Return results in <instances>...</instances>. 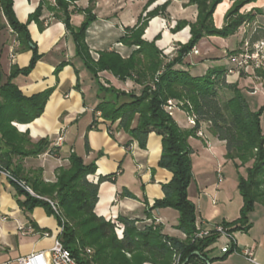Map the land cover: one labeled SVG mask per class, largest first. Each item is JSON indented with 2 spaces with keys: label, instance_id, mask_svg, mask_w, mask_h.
Masks as SVG:
<instances>
[{
  "label": "trees",
  "instance_id": "1",
  "mask_svg": "<svg viewBox=\"0 0 264 264\" xmlns=\"http://www.w3.org/2000/svg\"><path fill=\"white\" fill-rule=\"evenodd\" d=\"M75 1L55 0L54 6H48L73 35L76 55L95 80L98 103L94 113H99L100 117L112 123L119 121L116 129L109 126L108 131L113 138L115 131H125L130 136V140L124 143L125 147L136 140L145 148L152 131L161 135L163 149L159 166L169 170L172 178L162 185L164 196L155 199L152 206L147 204V218L141 225L137 219L119 216L113 221L97 214L99 184L104 180L113 181L116 175L100 177L98 182L90 181L88 176L96 173L97 164L95 161L86 163L75 151L70 152L68 165L57 168L56 180L53 182L43 179L41 168L27 172L23 169L22 161L26 157L38 156L49 148L51 154L58 155L60 148L56 142L52 146L49 137L33 142L27 132H20L14 124L30 123L40 117L54 90L51 87L27 95L13 82L20 74L29 75L44 56L38 52L28 25L35 21L40 30H44L45 25L40 16L46 0H41L26 23L17 18L14 0H0V10L19 43L16 51L30 49L33 52L28 66L20 68L13 65L7 82L0 84V168L15 178L11 181L16 185L18 194L24 196L18 200L19 205L29 213L41 206L49 215H53L58 225L63 226L59 236L63 245L83 264H173L177 256L186 264L212 263L216 259L209 256L207 249L222 236L214 233L193 240L197 215L196 205L188 195L193 179V149L189 138L197 134L200 122L204 121L214 135L226 141L231 155L239 156L244 163L249 164L244 173H238V188L244 201L240 217L232 222L219 223L234 233L238 230L246 232L251 228L250 214L257 201H264V134L259 126L261 112L249 109L247 100L240 94L238 82L228 81V71L233 67L209 68L203 76H198L187 70L197 63L187 60L200 39L234 35L246 23L255 21L263 9L255 7L245 12L242 11L245 6L258 0H234L224 16L223 26L217 27L214 13L223 0H189L190 4L198 8L196 21H178L173 31L189 26L190 39L180 44L175 53L166 55L157 45L161 33L152 41H146L143 35L148 20L160 10L163 12L169 4L167 2L146 16L141 15L134 27L125 29L120 41L134 47L128 57L116 50H101L98 59H95L86 42V35L97 16L92 8H86L83 10L84 20L79 26H74L71 14L76 7L71 6ZM240 52H229L225 58L231 60L233 54ZM65 65L66 62L59 64L55 74ZM102 71L122 81H133V88L126 91L105 83L99 76ZM244 75L246 73L241 71L240 76ZM76 89L81 90L79 77ZM224 90L234 93L227 102L221 99ZM169 99L192 104L197 115V124L193 128L182 129L174 116L165 110L164 105ZM96 127L97 120L94 119L90 129ZM20 183L29 186L36 195ZM123 194L133 196L129 191ZM48 199L58 207V213ZM165 208L178 212L177 228L184 238L165 233L163 224L154 222L152 211ZM149 219L151 221H147ZM31 224L34 226V223ZM118 229L122 231L121 235ZM42 232L50 231L43 229ZM230 244L231 249L220 258H226L238 250L235 241H230ZM87 247L93 249L91 255L83 252Z\"/></svg>",
  "mask_w": 264,
  "mask_h": 264
},
{
  "label": "crops",
  "instance_id": "2",
  "mask_svg": "<svg viewBox=\"0 0 264 264\" xmlns=\"http://www.w3.org/2000/svg\"><path fill=\"white\" fill-rule=\"evenodd\" d=\"M233 1L223 0L217 6L214 13L217 27L223 26L224 16ZM40 2L41 0H14V10L19 21L26 23ZM167 2L169 4L163 12L160 10L148 20L143 39L152 41L161 33L157 45L164 54L171 55L180 44L190 39L189 26L173 31L177 22H195L197 18L198 8L195 4H190L189 0H76L71 6L76 7L71 14V22L74 26H79L85 18L83 10L92 8L97 19L90 25L86 35L92 56L98 59L101 50H116L128 57L134 47L120 41L125 29L134 27L141 15L146 16L148 12ZM48 5L54 6L55 0H46L43 7L40 20L45 25L44 30H40L35 21L28 25L38 52L44 56L29 75L20 74L13 82L27 95L51 87L54 90L40 117L30 123L14 124L20 132H27L33 142L49 137L53 146L59 136H63V140L58 145V155L51 154L49 148L38 156L26 157L22 161L23 169L27 172L41 168L43 179L53 182L56 180L57 168L68 165V156L75 151L86 163L96 162L97 171L88 176L90 181L98 182L100 177L116 175L113 181L104 180L99 184L97 214L113 221L119 216H125L137 219L142 225L147 218V204L152 206L155 199L164 196L162 185L172 178L169 170L159 166L163 149L162 137L152 131L147 146L142 148L136 140L125 147L124 143L130 140V136L121 129L115 131V138L109 134V126L116 129L119 121L112 123L100 117L99 113H94L98 103L95 80L76 55L73 35ZM248 5L250 8H263V5L256 3ZM18 47L16 35L0 10V84L7 82L13 65L23 68L31 61L32 50L17 52ZM62 62H66V65L55 74L56 67ZM193 67L200 73L205 72L202 62ZM99 76L105 83L121 90L129 91L134 85L133 81H122L107 71L100 72ZM78 77L81 90L76 89ZM242 78L244 76L234 73L228 76V81L239 83ZM174 118L182 129H190L180 124L181 119H186L183 111L177 110ZM94 119L97 120V127L90 129ZM202 132V136L195 134L189 138L192 152L196 153L193 154L196 156V164H193L194 182L189 185L188 195L196 205V223L208 229L224 221L238 219L244 201L238 188V172L229 174L224 171L219 160L210 162L211 156H216L213 154L214 149H222L226 141L214 135L208 125L203 127ZM125 191L133 196L123 194ZM23 198L11 179L0 174V264L9 261L11 264H18V257L38 250H47L49 255V249L54 245L57 219L41 206L35 207L31 213L26 212L18 203ZM152 214L162 219L165 233L184 238V234L177 228L176 210L158 209L153 210ZM169 214L172 215V220L168 218ZM250 222L252 225L248 231L234 232L238 250L222 258L223 261L215 260L210 264H254L243 254L245 248H251L254 259L264 264V201L256 202L250 214ZM43 229H48L50 235H44ZM227 243L225 237H219L208 247L209 256L215 259L223 257L226 253L222 252V247Z\"/></svg>",
  "mask_w": 264,
  "mask_h": 264
},
{
  "label": "rangeland",
  "instance_id": "3",
  "mask_svg": "<svg viewBox=\"0 0 264 264\" xmlns=\"http://www.w3.org/2000/svg\"><path fill=\"white\" fill-rule=\"evenodd\" d=\"M257 5L255 7H261L263 9V13H259L255 21L246 23L243 25L237 33L234 35L223 37V36H209L204 37L199 40L197 43V50L192 54L191 58L187 61H194L195 63L202 62L205 71L207 72L209 68L224 66V67H234L235 62L229 60L226 57L229 52H234L240 50L242 52H259L262 55V51H264V1L258 0L256 2ZM252 4V3H251ZM249 5L245 6L242 11H249ZM221 11V8H219ZM218 10V11H219ZM217 11V13H219ZM255 37V38H254ZM238 56V54H233ZM191 74L203 76V73H200L197 68L190 67L187 69ZM251 70V69H249ZM260 70V71H258ZM240 75V73H237ZM231 75V74H230ZM239 90L240 94L247 100L249 109L253 112H261L259 119V126L261 128L262 134H264V66L261 68H256L255 71H249L244 75L239 81ZM256 90V92H253ZM234 96L233 92L230 91H222L221 99L223 102H227ZM180 124L182 127L193 128L187 119H181ZM209 129V127H208ZM190 144V142H189ZM224 147L222 149H214L213 154H216L215 158L211 156V161L218 160L221 162L222 168H224L225 172L231 174V172H241L244 173L248 167V163H244L239 156L231 155L228 151L226 144H223ZM191 146V144H190ZM192 147V146H191ZM196 154L194 152L191 153L192 158V173H193V164H196ZM193 156V157H192ZM206 163H209V160H206ZM205 165V164H204ZM206 166V165H205ZM194 182V180L192 179ZM31 189V188H30ZM32 190V189H31ZM33 195H36L32 190ZM168 218L172 220V215L169 214ZM118 234L121 235L122 232L118 229ZM223 241V240H222ZM220 241V245L222 243ZM223 261L222 258L216 259ZM94 264V263H93ZM147 264V263H146ZM151 264V263H150Z\"/></svg>",
  "mask_w": 264,
  "mask_h": 264
},
{
  "label": "built area",
  "instance_id": "4",
  "mask_svg": "<svg viewBox=\"0 0 264 264\" xmlns=\"http://www.w3.org/2000/svg\"><path fill=\"white\" fill-rule=\"evenodd\" d=\"M197 50L196 47L192 49L191 53H194ZM253 51V52H242L239 53L238 56L232 55L230 59L235 62V66L230 68L228 71V76L234 73H240L241 71L245 73H249V71H255L256 68H261L264 66V51L261 52ZM251 69V70H249ZM253 92H256L254 90ZM165 110L171 115L174 116L177 110L183 111L188 123L191 126H195L197 124V115L193 110V106L189 101L184 100H176V99H169L167 103L164 105ZM207 125L206 122L201 121L200 127L197 131V134L202 136L203 127ZM63 140V136H59L57 138V145H60ZM0 174H4L8 176L11 180H15L8 172L2 170L0 168ZM23 187H26L24 183H20ZM29 192L32 190L29 187H26ZM49 200V199H48ZM51 205L53 206L54 210L58 213V207L55 205L54 202L49 200ZM155 223H161L162 219L160 217H154ZM151 221V219L147 220ZM197 229L193 235V240L195 239H202L208 236H211L214 233L220 234L222 237H225L228 240V243L222 247V252L226 253L231 249L230 241H234V233L229 232L228 229L221 224L215 225L213 228H202L199 224L196 223ZM63 231V226L58 225L56 232L54 233L55 242L54 245L49 249V255L47 254V250H38L33 251L29 254L22 255L17 258L18 264H83L82 262L78 261L76 258L73 257L70 250L67 249L62 241L60 240L59 236ZM122 232V231H121ZM46 236H49V232L43 233ZM237 251V250H235ZM234 251V252H235ZM83 252L87 255H91L93 253V249L87 247L83 250ZM243 254L247 257V259L254 264H263L254 259V252L251 248H245L243 250ZM3 264H11V262H5ZM173 264H186V262H181L180 256H177Z\"/></svg>",
  "mask_w": 264,
  "mask_h": 264
}]
</instances>
